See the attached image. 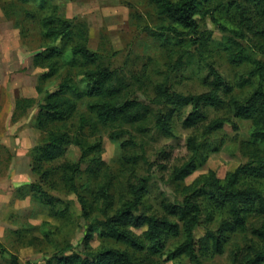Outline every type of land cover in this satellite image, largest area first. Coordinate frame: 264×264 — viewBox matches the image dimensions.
<instances>
[{
	"label": "rangeland",
	"instance_id": "374dc122",
	"mask_svg": "<svg viewBox=\"0 0 264 264\" xmlns=\"http://www.w3.org/2000/svg\"><path fill=\"white\" fill-rule=\"evenodd\" d=\"M46 1L0 0V264H9V253L15 254L21 264H44L54 256H61V250L67 246L71 248L67 255L80 253L85 232L95 225L93 220L104 218L101 203H94L90 218L85 220L77 196L68 192L61 180L59 168L66 163H76L81 156L77 146L70 145L62 158L42 164L43 170L50 171L47 182L32 171L37 147L44 138V134L35 128L37 105L43 100L44 93L58 90L67 78L76 92L86 88V78L82 76L78 61L76 65L67 66L60 60L56 74L41 81L40 77L46 71L34 67L33 57L52 46L41 36L40 20L44 17L52 15L60 20H70L74 32L77 26L87 31L86 47L98 55L96 63L88 67L108 68L114 72L113 84L124 86L120 102L134 99L149 108L141 123L103 124L90 110L92 98L67 94L76 102L77 109L66 122V129L73 131L84 120L83 131L88 142L99 141L101 148L102 166L96 167L100 170L98 175L95 177V169L89 171L95 166L90 156L75 177L77 186L84 187L80 189L81 194L90 202H93L98 187L107 185L117 209L132 199L128 185L144 179L146 192L140 212L161 216L165 213L163 206L182 204L184 187L209 171L223 179L227 172L246 164L251 154L248 146L251 122L235 118L226 103L207 108L206 118L197 128L183 125L188 108L179 115L174 113L169 136L155 128V118L171 108L151 103L155 86L162 82L183 95L206 91L203 82L208 78L210 66L232 86L231 95L238 99L247 97L257 87L258 79L249 77V72L255 60L264 61V55L255 47L258 36L237 8H244L245 0H210L200 6L198 12L208 10V13H196L193 17L198 24L195 44H191L192 37H178L173 32L161 30L168 22L151 0ZM262 14L264 4L251 12L246 10L244 16L251 20L253 29L261 30L264 29ZM67 54L70 55L67 51L61 59L66 60ZM180 57L181 67L173 70ZM262 85L264 88V82ZM21 99L33 101L28 106L21 104L16 108V101ZM216 118H229L237 129L227 125L212 134L204 141L202 159L196 170L182 181H174L173 170L190 157L187 139L195 137L200 141L202 127ZM113 133H119L118 137H112ZM129 141L135 145L122 146ZM259 147L264 154V143ZM31 183L41 184L52 200L51 205L45 204L43 196L29 191ZM248 186L264 193V181H242V187ZM200 203V225L194 229L196 240L208 230L215 231L227 217L225 210L213 208L207 198L201 197ZM108 213L112 214L111 211ZM169 217L178 222L176 217ZM260 222L257 215H249L245 229L230 236L222 254L205 252L197 247L200 264H237L240 250L257 242L253 231ZM183 239L184 235L180 233L168 238L161 252L146 253L150 262L191 264L185 257L166 260V254ZM100 244L129 249L111 239L100 241L95 234L90 245L96 249Z\"/></svg>",
	"mask_w": 264,
	"mask_h": 264
},
{
	"label": "trees",
	"instance_id": "16d2710c",
	"mask_svg": "<svg viewBox=\"0 0 264 264\" xmlns=\"http://www.w3.org/2000/svg\"><path fill=\"white\" fill-rule=\"evenodd\" d=\"M27 3L29 0H17ZM44 1V2H43ZM49 1V0H48ZM159 9L168 25L161 30L170 31L178 37H192L191 44H195L198 24L193 18L196 13L205 15L208 10L198 12L200 6L210 0H151ZM43 3L47 2L42 0ZM41 2V3H42ZM42 3V4H43ZM40 4V8L41 5ZM264 0H245L244 8L237 6L240 15L248 21L251 31L258 36L256 49L264 55V29H253L251 20L244 16L246 10L261 7ZM264 20V14H262ZM42 25L41 36L48 41L49 47L38 52L33 57L34 67H39L46 72L42 74L41 81L53 75L59 69L60 60L64 65H77L82 69V76L86 78V88L83 92H76L74 85H70V78L64 79L56 91L44 93L43 100L38 103V112L35 118V128L44 134L41 144L37 147V155L34 156L32 171L40 175V179L48 181L50 171L43 170L44 162L52 163L62 158L70 145L77 146L81 156L76 163H66L60 167L61 180L68 192L75 194L81 207L82 217L90 218V212L96 203H101L103 220L94 219L82 239L80 253L70 252L69 246L61 250V256H54L44 264H162L159 261L150 262L149 254L161 252L170 237H176L183 233V241L166 254V260H176L185 257L191 264H200L196 248L213 254H222L224 244L230 236L243 231L247 224V217L255 214L261 218L260 225L254 229L253 234L257 242H252L240 250L237 264H264V193L254 187H242V181H264V154L259 145L264 143V61L255 60L249 77L257 78V87L245 98L238 99L231 95L233 89L224 77L212 66L208 68V78L203 82L206 91L199 94L183 95L172 91L166 82L155 86L151 103L156 106L169 107V112L159 113L155 118V128L164 135H171V120L174 113L188 108L189 112L183 121L187 128H197L206 118L205 110L215 108L224 103L235 118L251 122L249 160L246 164L239 165L233 171L227 172L223 179L216 176L213 171L201 176L190 186L183 188V201L180 206H163L164 214L157 216L148 212H140L143 198L146 192V180H140L137 184H129L128 192L132 199L126 200L117 209L109 193L107 185L98 187L93 202H90L81 194L84 187H78L75 181L82 164L91 156V162L95 165L89 171L95 172V177L100 171L96 167L102 166L99 141L88 142L84 134V120L70 131L66 129V122L70 120L77 109L76 102L67 94L87 96L93 99L90 110L98 122L117 123L119 125H135L143 122L149 108L134 99L119 101L124 86L114 85L115 74L108 68L90 69L88 65L95 64L98 55L86 47L87 31L80 26L75 27L70 20H60L52 15L40 20ZM182 29V30H181ZM68 51L66 60L62 56ZM76 65V64H75ZM182 65V57L176 60L173 70ZM31 99L16 101V108L21 104H32ZM236 130L237 126L229 118H216L210 120L202 127L201 140L195 137L187 139L189 159L179 168H175L172 179L182 181L191 175L197 164L201 161V150L212 134L222 131L226 126ZM119 133H113L112 137H118ZM135 142L123 143V147L134 146ZM29 191L44 197L46 203L51 205V198L42 190L40 183H31ZM209 200L213 208L225 210L227 217L219 223L215 231L208 230L205 235L196 240L194 229L200 225L202 207L200 198ZM202 201V200H201ZM95 203V204H94ZM109 211L112 214L109 215ZM169 216L176 217L173 221ZM137 231H141L137 234ZM100 241L111 239L116 243L125 245L129 249H118L100 244L94 249L90 245L94 235ZM46 235V234H45ZM47 236V235H46ZM258 243V244H257ZM148 253V255L146 254ZM9 264H21L15 254L9 253Z\"/></svg>",
	"mask_w": 264,
	"mask_h": 264
},
{
	"label": "crops",
	"instance_id": "0c3cea01",
	"mask_svg": "<svg viewBox=\"0 0 264 264\" xmlns=\"http://www.w3.org/2000/svg\"><path fill=\"white\" fill-rule=\"evenodd\" d=\"M29 97L31 98V97H33V96H29ZM29 97H28V98H29Z\"/></svg>",
	"mask_w": 264,
	"mask_h": 264
}]
</instances>
